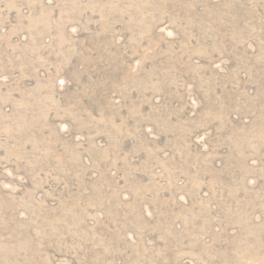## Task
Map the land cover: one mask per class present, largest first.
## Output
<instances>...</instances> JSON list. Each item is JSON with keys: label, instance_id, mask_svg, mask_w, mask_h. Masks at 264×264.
Returning <instances> with one entry per match:
<instances>
[{"label": "rangeland", "instance_id": "374dc122", "mask_svg": "<svg viewBox=\"0 0 264 264\" xmlns=\"http://www.w3.org/2000/svg\"><path fill=\"white\" fill-rule=\"evenodd\" d=\"M0 264H264V0H0Z\"/></svg>", "mask_w": 264, "mask_h": 264}]
</instances>
